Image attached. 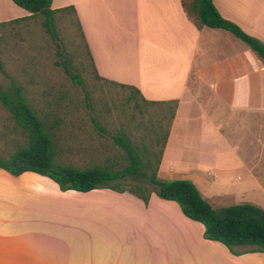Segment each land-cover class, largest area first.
Returning a JSON list of instances; mask_svg holds the SVG:
<instances>
[{"label":"crops","instance_id":"obj_1","mask_svg":"<svg viewBox=\"0 0 264 264\" xmlns=\"http://www.w3.org/2000/svg\"><path fill=\"white\" fill-rule=\"evenodd\" d=\"M213 2L264 42V0ZM70 5L101 76L134 85L151 101L178 100L158 175L190 179L211 200L231 194L255 203L247 198L255 192L264 200V184L245 158L234 177L216 150L229 128L223 115L238 126L264 113V62L256 52L223 28H199L182 0H53L54 8ZM29 14L0 0V22ZM0 264H264V252L232 253L156 193L147 204L111 188L64 191L49 176L0 168Z\"/></svg>","mask_w":264,"mask_h":264},{"label":"trees","instance_id":"obj_2","mask_svg":"<svg viewBox=\"0 0 264 264\" xmlns=\"http://www.w3.org/2000/svg\"><path fill=\"white\" fill-rule=\"evenodd\" d=\"M12 1L30 14L0 22V141L5 143L0 168L13 175L34 171L49 176L64 191L111 188L147 204L156 193L176 201L187 217L204 224L206 238L225 244L232 253L264 252L262 206L242 202L214 207L192 180L158 175L178 100L151 101L138 87L101 76L73 5ZM182 1L199 28L232 32L264 62V42L224 18L213 0H192L189 7ZM63 21L70 28L76 25L77 33L71 31V46L64 40L57 43L59 54L67 56L49 65L51 49L40 26L57 40ZM59 65L70 83L55 77ZM135 128L143 131L140 140L131 136Z\"/></svg>","mask_w":264,"mask_h":264},{"label":"rangeland","instance_id":"obj_3","mask_svg":"<svg viewBox=\"0 0 264 264\" xmlns=\"http://www.w3.org/2000/svg\"><path fill=\"white\" fill-rule=\"evenodd\" d=\"M191 1L192 0H186L188 7ZM71 28L69 27L68 22L65 21L60 22L58 24V28L56 31L58 34V39L54 40L51 34H49L42 26H40V33L43 36V38L48 42V45L51 49V57H50L49 65H51V63L53 62H62L64 57L67 56L66 54L64 55L59 54L58 52L59 48L57 43L64 40L65 42H67L69 46H71L72 41H74L73 40L74 36L72 35L71 31L73 30V32L77 33V26L73 24ZM77 40L80 43V52L82 54V60H84L85 63L88 64L89 59L85 53V48L83 46L81 37L77 36ZM56 68L57 69L54 70L55 77L63 78L65 80H68V82L70 83L69 77L64 72L62 66L59 65ZM123 95L124 93L122 92L120 96L122 97ZM1 114L2 113L0 111V127L2 126V119H3ZM221 120H223V123L225 125L227 124L229 128L224 129V134L227 135L220 138L222 144L216 145L217 148L216 150L217 152L220 153L219 155L221 160L220 163L230 166L228 168L231 170L230 175L235 177L238 168V166H236V163L238 162L239 164V160L244 157L246 160L245 162H247L246 164H248L249 168L252 169L257 174L259 180L264 184V113L255 114L253 120L248 119L246 124L244 125L238 124V126H236L235 116L225 114L222 116ZM144 121L146 123V119H143V122ZM142 132L143 131L135 128L131 136L134 138V140H140V138L142 137ZM2 147L3 148L5 147V143L3 141H0V148ZM206 148L212 149L214 147L212 146V144L208 143ZM183 149H184L183 146H180L179 148L176 147L175 150H171V151L173 153H175L176 151L182 152ZM72 159L74 162H79L80 157L74 156ZM183 164L184 163L181 162L178 163L177 165L180 166ZM210 177L212 178V172L210 173ZM222 177H224V175H221V178ZM180 179H186V178H180ZM213 181L214 184H216V181L218 182V180L216 179ZM256 194L259 195L260 193L255 192L254 195H251L253 197H247V198H254L256 200L254 201L255 203L264 206V200L261 199L260 197H257ZM207 196L211 198L212 195L208 194ZM208 197L206 198L213 204L214 207H221V206L240 202V199H238L235 196H231V194L216 196L213 200L209 199Z\"/></svg>","mask_w":264,"mask_h":264}]
</instances>
